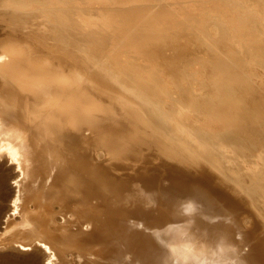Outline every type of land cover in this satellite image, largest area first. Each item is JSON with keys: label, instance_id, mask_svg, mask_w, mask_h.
Returning a JSON list of instances; mask_svg holds the SVG:
<instances>
[{"label": "bare ground", "instance_id": "6f19581e", "mask_svg": "<svg viewBox=\"0 0 264 264\" xmlns=\"http://www.w3.org/2000/svg\"><path fill=\"white\" fill-rule=\"evenodd\" d=\"M204 260L264 264V0H0V264Z\"/></svg>", "mask_w": 264, "mask_h": 264}, {"label": "rangeland", "instance_id": "374dc122", "mask_svg": "<svg viewBox=\"0 0 264 264\" xmlns=\"http://www.w3.org/2000/svg\"><path fill=\"white\" fill-rule=\"evenodd\" d=\"M104 70V72L106 73V74H111L112 76H115V67H108V66H105V69H103ZM96 71H98V72H100L99 70H96ZM112 79L115 81V82H117L115 79H114V77H112ZM97 87V89L99 90V91H102L101 90V88L100 87H98V86H96ZM122 89H125L124 87H122V86H120ZM126 88H128V93L129 94H134V95H138V91H136L137 89H135V88H129V87H126ZM102 96H108L107 94H106V92H104V91H102ZM132 94V95H133ZM140 99L143 101V97H140ZM110 104H112V106H115V107H121L122 108V115H121V121H119L121 124H124L123 125V127H125V130H124V132H125V136L124 137H126V138H128L129 137V139H133V141L134 142H130V144H128V145H130V146H132V148H134V150L136 149V150H138V151H140V152H148L149 153V151H152L153 150V148L151 147V146H147V144L145 143V141L141 138V136H140V132H144V129L142 128V127H138V122H137V120L130 114V112L128 111V109H126V108H124V107H122V105L119 103V102H116V101H110ZM116 115V111H113V112H111L110 113V116L111 117H114ZM117 116V115H116ZM120 124V125H121ZM140 125H142L141 123H139ZM120 125H118V124H116V125H114L115 127V129H114V132L115 133H118V132H120V129L118 130L117 128L120 126ZM127 125V126H126ZM124 129V128H123ZM117 130V131H116ZM142 135V134H141ZM143 136V135H142ZM159 173H156V176L158 177V179L160 178H162V177H160L159 175H158ZM174 181H175V179H174ZM187 184V183H186ZM194 189V187L193 186H190L189 185V190H191V192H192V190ZM177 191H178V194H177V196H179V193H180V191H179V189H177ZM239 218H240V222L242 223L243 222V225L244 224H246L247 222L246 221H248L249 219H247L246 218V215L244 214V213H240V215H239ZM243 220V221H242ZM244 222H246V223H244ZM252 221H249L248 223H247V225H248V227L250 228V230L251 231H254V230H252V228L254 229L255 228V226L256 225H254L253 223H251ZM240 223V224H241ZM242 225V224H241ZM242 225V226H243Z\"/></svg>", "mask_w": 264, "mask_h": 264}, {"label": "clouds", "instance_id": "9594fccd", "mask_svg": "<svg viewBox=\"0 0 264 264\" xmlns=\"http://www.w3.org/2000/svg\"><path fill=\"white\" fill-rule=\"evenodd\" d=\"M200 264H209V262L207 260L201 261ZM234 264V262H233Z\"/></svg>", "mask_w": 264, "mask_h": 264}]
</instances>
